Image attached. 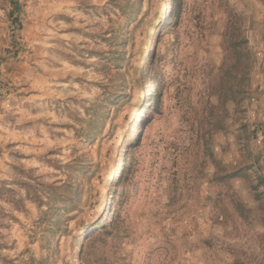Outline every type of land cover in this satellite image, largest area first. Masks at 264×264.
Listing matches in <instances>:
<instances>
[{
  "label": "rangeland",
  "instance_id": "374dc122",
  "mask_svg": "<svg viewBox=\"0 0 264 264\" xmlns=\"http://www.w3.org/2000/svg\"><path fill=\"white\" fill-rule=\"evenodd\" d=\"M19 1L14 26L0 0V264L38 254L44 237L58 264H86L102 218L123 234L121 263L264 264V0H137L129 19L133 8L114 9L127 34L141 22L121 67L129 98L103 106L92 49L111 0ZM237 36L253 57L248 93L240 68L232 80L222 65ZM231 80L234 94L220 86ZM237 169L247 175L228 177ZM44 184L69 188L72 218L45 221Z\"/></svg>",
  "mask_w": 264,
  "mask_h": 264
},
{
  "label": "trees",
  "instance_id": "16d2710c",
  "mask_svg": "<svg viewBox=\"0 0 264 264\" xmlns=\"http://www.w3.org/2000/svg\"><path fill=\"white\" fill-rule=\"evenodd\" d=\"M137 0H111L109 1L105 7L101 8L103 13L109 19V24L105 25L102 28V31L97 32L96 38L99 40V44L103 47L99 50L92 49L94 55L99 58V65H101V70L106 72V81L103 84V89L105 90V94L103 98L97 102V106H103L104 104H122L125 102L129 95L126 91V79L122 73V63L129 60L128 54V46L133 42V34L134 30L138 27L141 20H135L136 23L132 26L129 34L125 32L127 30V26H129V22H126L124 25H117L110 18L109 14L113 13L114 9L120 10L123 13H128L129 10L133 8L132 13H128V19L133 16L138 10L136 5ZM9 10L7 13V17L10 20L12 25L20 24V13H21V4L19 0H9ZM111 12V13H110ZM174 13L172 12L170 17H174ZM228 28V23L225 24V30ZM226 35V34H225ZM247 39L243 36H237L234 38H224V57L222 61V65L227 64L225 72L229 75L228 77L232 80L235 79V70L240 68L241 70V85L243 86V92L248 93L250 90V74L253 66V57L251 50L247 44ZM108 64H113L112 68H108ZM153 59H150L148 67L144 73L145 77H149L148 73L152 70ZM226 81L224 84L221 81L220 86L224 89L223 91L229 90L232 94L236 91L233 90V82ZM154 83V81H152ZM226 94V92H224ZM232 101H236V96L233 95L231 98ZM96 107V106H95ZM97 110V109H96ZM96 110L94 112H96ZM97 115V114H95ZM249 169V168H248ZM247 175L245 169H237L233 172L228 173V177H244ZM113 179V178H112ZM225 179V177H222ZM256 181L258 184L264 185V174H258L256 176ZM123 182V181H122ZM119 185H122L119 181ZM43 189L47 190V205L46 210L44 211V215L46 216L45 221H50L51 224L54 222H59L62 220L61 215L65 214V220L68 218H72L74 216L73 211L78 210V206H76L75 197H71L73 195L69 194V188L65 187V185H53V184H44ZM73 192L72 194H74ZM259 198V197H257ZM42 202V200L40 201ZM60 209H62V212ZM103 219V218H102ZM102 219H100L96 224L100 225V229H98L95 233L94 239L92 242H97V247L92 248L89 251V257L86 259L88 263L86 264H130L129 262H120V258H116L117 253V245H121L123 234L117 228L115 231L113 230V221L108 222L106 224H102ZM54 221V222H53ZM81 228H85V226H81ZM91 234V233H90ZM94 235H87L86 241L90 240ZM44 242L40 248L38 254L35 252L26 249L20 253L16 258H9L5 260V264H58V260L56 257L57 248H52L50 245H45L44 243H48V238H43ZM82 251L79 252L81 256L80 259H84L85 253V243L82 242ZM94 244V243H93ZM120 262V263H118ZM233 264H247L241 259V257H234Z\"/></svg>",
  "mask_w": 264,
  "mask_h": 264
},
{
  "label": "built area",
  "instance_id": "2783aa9c",
  "mask_svg": "<svg viewBox=\"0 0 264 264\" xmlns=\"http://www.w3.org/2000/svg\"><path fill=\"white\" fill-rule=\"evenodd\" d=\"M251 102H254L255 101V97L252 96L250 98ZM260 112H257L256 110H250L249 111V114L252 116V117H256L259 115ZM257 136H258V139L261 140L264 136L262 135V133L260 131L257 132Z\"/></svg>",
  "mask_w": 264,
  "mask_h": 264
}]
</instances>
